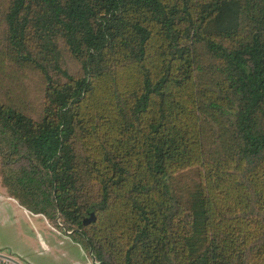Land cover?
I'll use <instances>...</instances> for the list:
<instances>
[{"label": "trees", "instance_id": "1", "mask_svg": "<svg viewBox=\"0 0 264 264\" xmlns=\"http://www.w3.org/2000/svg\"><path fill=\"white\" fill-rule=\"evenodd\" d=\"M0 174L99 264H264V0H0Z\"/></svg>", "mask_w": 264, "mask_h": 264}, {"label": "crops", "instance_id": "2", "mask_svg": "<svg viewBox=\"0 0 264 264\" xmlns=\"http://www.w3.org/2000/svg\"><path fill=\"white\" fill-rule=\"evenodd\" d=\"M4 197V203L9 200L14 206L1 204L0 215L12 211L11 218H26L36 229L35 236H14L15 239L9 237L8 241H0V249L10 250L19 264H99L75 242L71 233L56 229L42 215L30 213L9 194Z\"/></svg>", "mask_w": 264, "mask_h": 264}, {"label": "rangeland", "instance_id": "3", "mask_svg": "<svg viewBox=\"0 0 264 264\" xmlns=\"http://www.w3.org/2000/svg\"><path fill=\"white\" fill-rule=\"evenodd\" d=\"M6 191L7 190L3 186L2 177L0 174V208L2 207L1 204H3L4 203L3 201L6 199L4 196H6L8 194V192H6ZM6 201L7 202H5L3 205L7 206V205L11 204L14 206V204L11 201H9V200H6ZM11 214H12V211H7V212L2 213L0 215V227H1L0 228V233H1L0 237H3V239L0 238V241H8L9 237H10V239H12V237H14V236H21V237L22 236H35L36 229L33 226V223L28 222V220L26 218L23 219L22 217L11 218L10 217ZM14 239H15V237H14ZM0 251L6 255L13 254L8 249H0Z\"/></svg>", "mask_w": 264, "mask_h": 264}, {"label": "built area", "instance_id": "4", "mask_svg": "<svg viewBox=\"0 0 264 264\" xmlns=\"http://www.w3.org/2000/svg\"><path fill=\"white\" fill-rule=\"evenodd\" d=\"M0 264H19V261L12 255H6L0 251Z\"/></svg>", "mask_w": 264, "mask_h": 264}]
</instances>
